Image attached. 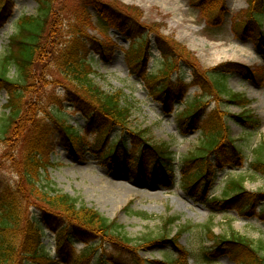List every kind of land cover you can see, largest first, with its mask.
Returning <instances> with one entry per match:
<instances>
[{"label": "rangeland", "instance_id": "1", "mask_svg": "<svg viewBox=\"0 0 264 264\" xmlns=\"http://www.w3.org/2000/svg\"><path fill=\"white\" fill-rule=\"evenodd\" d=\"M105 1L122 5L132 15H137L138 20L144 27L151 25L157 29L159 33L172 42L175 50L178 49L179 53L181 52L189 59L194 60L202 72L204 69L208 71L219 65V63H225L224 61L228 60L249 65L264 64L262 54L256 48L250 47V43V45H247L248 50L237 51L236 46L243 47V45L235 42L229 29L231 15L239 12L238 18H242L244 12L248 10L246 8L250 0H224L229 11L222 26L217 29L207 27L198 9L190 6L188 0ZM14 3L15 7L11 19L0 29V51L5 47L8 36L13 32L12 21L17 16L35 15L39 12V0H14ZM89 4V0H51V10L48 14V25L46 27V32L48 30L51 33L54 32L53 35L48 36V41L51 38V49L60 50L64 53L61 49L69 47L71 43L77 45L79 41L74 36L75 29H80L83 34L99 36L104 40L110 38L112 41L117 42L119 49L109 62H104L100 60L98 55L91 53L90 59L93 67L91 77L93 80L104 91L122 90L124 93L123 100L126 101L124 102L126 104H128L127 102L132 103V114L128 122L129 130L137 131L145 128L147 130L146 136L150 139L148 141L170 143L171 149L179 154H184L193 149L200 143L198 132L193 131L185 135L178 132L176 113L182 107L175 106L174 112L166 113L160 103L154 102L147 96L148 93L144 86L139 82L136 83L137 77L128 73V68L123 65V52L128 49L130 44L129 36L122 35L114 29H104L98 19L99 15ZM262 25L264 30V19ZM49 49V47L43 49L38 60L36 74H40V78L42 75V78L37 79L38 77L35 75L19 104L24 110L37 99L38 103L41 101L42 104H39L38 107L44 109L39 114L40 118L41 115H43V118L47 115L50 117H66L68 118V124H73V126L82 129L83 118L81 115L77 111H71L70 108H62L58 103V99L61 98L62 94V89L59 86H68V82L63 80L60 71L61 61L59 58L51 57L52 53L48 54ZM232 54L235 56L232 57ZM58 55L60 56V53ZM159 62L160 53L153 43L149 70H155ZM183 72L190 78L191 70L184 67ZM225 84L226 88L232 93H240L247 100H250L248 105L249 114L257 120V125L252 133L247 134L244 133L245 127L241 122L232 117L240 112V108L229 101L220 104L222 111L227 109L230 113L229 116L224 117L226 132L237 139L243 140L244 137L243 146L241 145L243 155L253 159L254 154L252 152L254 148L261 140H264V86L258 88L238 75L229 76ZM222 89L225 91V88ZM194 92V90L191 91V93ZM7 104L9 105L7 93L2 90L0 91V116L6 111ZM213 106L210 105L208 109ZM202 120L200 119V122ZM22 133L20 130L15 129L7 143L0 141V168H6L2 169L6 177L10 173L9 170L13 171L12 164L18 160L23 147L22 141L27 138L28 134L23 136ZM115 134L119 136V132H115ZM240 139L236 141V144L241 142ZM89 140H92L91 136ZM130 140L129 137V148H131ZM42 151L44 153V148H42ZM45 151L50 161L54 163L48 168V176L56 189L77 197L80 203L82 202L86 206L94 208L107 219H113L116 223L121 224L123 226L122 231L134 239V242H139L144 236H155L163 232L164 219L172 215L178 216V219L167 227L169 235H173L182 225H194V227L187 226V229L178 237V242L179 245H185L190 249L194 248L195 252L200 242H205V245L209 244L205 240H208V238L204 236L203 229L197 227L202 224L210 228L209 230L213 236L233 230L255 242H259V240L264 242V233L259 230L262 224L258 220H255V222L253 220L238 219L235 212H229L226 216L222 213L211 216L206 206L195 200L187 189L180 185L178 179L171 186H162L150 181L136 183L127 174L117 175L100 164L95 154L87 153L84 161H75L67 153L65 142L59 136L52 144L46 145ZM238 171L237 168L229 166L220 171L210 192L211 196H218L222 192L226 180L238 177L243 178L242 183L245 189L264 191L263 175L252 171L239 175L237 174ZM118 185L127 187V189L123 187L126 191H116ZM31 198L26 205L28 212L33 211L32 207L35 202ZM33 198L36 199L35 195ZM141 213H144V215ZM42 241L43 244H50L49 248L54 253L52 234L48 233ZM75 247L76 252L69 260L80 255L84 246L75 243ZM192 254L189 260L190 264L201 261V258L195 255L194 252ZM166 255L172 257L175 254L169 248L160 246L157 243L144 244L139 250V256L147 261L145 264H151L154 260H161ZM53 258H55L54 255ZM58 264L68 263L60 260ZM212 264L233 263L222 256L218 262Z\"/></svg>", "mask_w": 264, "mask_h": 264}, {"label": "trees", "instance_id": "2", "mask_svg": "<svg viewBox=\"0 0 264 264\" xmlns=\"http://www.w3.org/2000/svg\"><path fill=\"white\" fill-rule=\"evenodd\" d=\"M89 1L94 3L99 9L102 7L103 9L113 11L114 16L126 13L131 19V23L143 26L138 20L137 15H132L120 4L105 0ZM196 1L193 0V2ZM209 1H212L213 4H219L220 2V0ZM39 2V12L37 14L23 15L15 22L14 32L9 36L8 43L0 52V91L6 90L9 97V105L7 104L6 111L0 116V141L7 143V140L15 129L23 132V136L28 134L27 138L25 137V141H22L23 147L21 148L18 160L12 164V172L15 173L16 179L13 182H6L4 193L0 197V264L47 263L48 250L41 241L42 236L45 235L44 227L36 215L35 209L41 212L40 217L42 216L43 222L49 228L56 229L60 227L58 246L61 249L69 245L66 241L71 239L72 235L86 242L97 240L101 242L98 245L100 247L103 244L102 242L110 243L115 249L116 254L106 255V250L103 248V255L97 257L95 264H106L107 262H111L112 264H145V261L138 255L139 246L155 242L160 244L170 243L184 257L187 249L179 245L178 237L187 229V226L191 227V224L180 226L173 235H169L167 232V227L174 223L178 219V216L172 215L166 217L162 225L163 232L160 234L144 236L139 242H134V239L122 231L123 226L121 224L116 223L113 219H107L94 208L88 207L82 202L80 203L77 197L56 189L52 180L49 179L48 168L53 165V162L49 160L47 154L43 153L42 148L46 147V140L51 133L37 118L39 110L38 101H34L29 107L24 108V110H22L21 104H19L35 75L38 77L37 79L42 78V75L40 78V74H36V71L43 49H48L49 47L48 54L52 53L51 57H55V59L59 58L61 61L60 71L64 78L63 80L68 82L66 91L70 99L85 109L87 113L90 112L92 114L93 117L89 116L88 118V130L94 131L97 135L94 146L97 145L99 148L104 146L107 142V135L113 125L117 124L123 130L127 129L133 105L130 102H127L128 104L125 103L122 90L115 92L104 91L93 80L91 77V73H93L91 62L87 59V55L83 53L85 50L80 39L84 36L81 35L80 29L74 30V36L79 37V39L77 38L79 41L77 45L76 43H71L69 47L61 49L64 53L60 52V50L51 49V38L48 41V36L53 35L54 32L51 33L50 30L46 32L48 14L51 10V0H39ZM250 3L252 6L249 9L247 18L252 17L255 25L261 26L260 19L262 14H264V0H250ZM255 9L260 11L261 16L254 17L253 13ZM1 13L2 9L0 8ZM242 21L240 20L239 23H242ZM147 28L149 31L154 32L159 39L161 49L165 52L166 63L157 75L146 79L145 85L151 95L154 97L162 96L164 102H167L173 99V97H179L185 90L181 82L182 80H178V83L171 82L170 72L174 66L172 59L174 54H179L181 58L186 57L185 59L190 63H194L195 67L198 65L194 60L189 59V57L180 52L181 55L178 49L175 50L172 42L159 33L157 29L151 25L147 26ZM260 36L264 39V33L261 32ZM145 41V39H141L140 43L135 45V48H131L129 55H133L136 60H142L146 57L147 53L144 49ZM96 42L100 47L105 45L102 41L96 40ZM233 66L230 63L229 65L220 64L213 69H209L210 84L212 88L217 84L221 88L219 92L224 97L226 96L238 103H243V97L233 94L229 90L224 91L222 89L225 88L224 79L227 73H229V69ZM211 93V90L206 86L203 97L190 99L189 108L182 114L181 119L185 120L187 117H191L200 105L204 104L203 102ZM239 118L250 125H255V122L251 120L252 117L249 112L244 109L241 111ZM57 119L61 118L57 117ZM55 122H57L61 133L65 135L68 146H70V152L74 153L76 158H82L81 151L84 147V142L83 138L78 135V130L66 125L64 121L57 120ZM212 125H215L214 130L210 134H204L199 147L182 155L180 167L183 181L189 188H193L191 186L196 181L204 180V186L202 185L200 191L196 193L204 201H207L206 188L209 186L208 183H211V178L209 179L208 176L212 175V170L206 157L210 152H217L216 149L222 137L225 134L227 135L224 132V122L220 115L218 117L212 116ZM130 132L135 146L140 144L139 141L141 139H149L146 136L147 130L145 128ZM148 144L150 152L142 149L140 157L130 166L135 171L142 170L144 164L143 158L149 155L155 161L151 171H148V177L157 180L165 178L171 180L173 174L176 172L174 169L175 153L169 150L166 143L151 141ZM232 147V152H229L227 149L225 151V148L221 152H217V161L220 166L229 161L236 162L232 160L235 159L237 150L234 149V146ZM119 150L120 147L117 143L111 144L110 149L100 154V158L104 161L105 157L109 155L114 157L116 159L115 162H117L119 155L116 152ZM122 151L125 154V149ZM239 151L241 152L240 149ZM254 155L252 167L255 172L262 174L264 177V140H261L256 146ZM207 169L210 170V173H206ZM156 173L164 175L165 178L157 176ZM134 176L136 178L139 177L137 174ZM242 179L238 177L229 180L222 197L214 198L208 202L210 208L214 210V208L222 207L223 203H225L224 200L229 197H240L242 200L239 201L242 203H245L247 198L253 197L255 193L249 192L244 188ZM34 195L36 199L33 198ZM30 198L35 202L33 204V211L28 212L26 205ZM245 198L246 200H243ZM212 204L216 205L211 206ZM141 214L144 215V213ZM201 228L204 231V236L213 241V244L209 248H203L204 256L208 261L215 260L220 254H228L232 260L240 264H264V252H260L264 250L263 242L254 244L249 238L235 231L213 236L207 225H203ZM95 245L96 242L88 244L85 256H89L95 251ZM122 255H128L130 259L126 258L125 261H120L119 256ZM157 264H185V259L179 257L175 259L165 258L164 262H158Z\"/></svg>", "mask_w": 264, "mask_h": 264}, {"label": "bare ground", "instance_id": "3", "mask_svg": "<svg viewBox=\"0 0 264 264\" xmlns=\"http://www.w3.org/2000/svg\"><path fill=\"white\" fill-rule=\"evenodd\" d=\"M236 50V49H235ZM235 50H233V52H235ZM238 50H241V49H239V48H237V51ZM235 55L234 54H232V57H234ZM123 186V185H122ZM123 187H125V186H123ZM123 187H121V185L119 186H116V191H118V192H125L126 191V189H127V187H125L126 189H124Z\"/></svg>", "mask_w": 264, "mask_h": 264}]
</instances>
